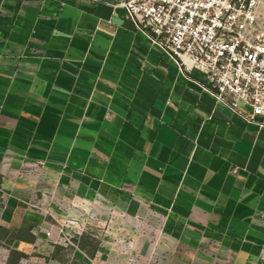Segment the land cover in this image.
Segmentation results:
<instances>
[{
	"label": "crops",
	"instance_id": "crops-1",
	"mask_svg": "<svg viewBox=\"0 0 264 264\" xmlns=\"http://www.w3.org/2000/svg\"><path fill=\"white\" fill-rule=\"evenodd\" d=\"M118 1L0 0L10 250L45 235L22 201L49 183L64 205L117 196L264 247V131L180 74Z\"/></svg>",
	"mask_w": 264,
	"mask_h": 264
},
{
	"label": "rangeland",
	"instance_id": "rangeland-1",
	"mask_svg": "<svg viewBox=\"0 0 264 264\" xmlns=\"http://www.w3.org/2000/svg\"><path fill=\"white\" fill-rule=\"evenodd\" d=\"M259 12L264 18V0ZM53 189L49 183L22 201L34 219L43 218L39 228L49 235L21 255L10 250L1 227L0 264H264V247L221 232L217 222L192 225L170 210L121 205L103 194L64 205Z\"/></svg>",
	"mask_w": 264,
	"mask_h": 264
},
{
	"label": "built area",
	"instance_id": "built-area-1",
	"mask_svg": "<svg viewBox=\"0 0 264 264\" xmlns=\"http://www.w3.org/2000/svg\"><path fill=\"white\" fill-rule=\"evenodd\" d=\"M262 2L119 0L117 5L180 74L264 131Z\"/></svg>",
	"mask_w": 264,
	"mask_h": 264
}]
</instances>
